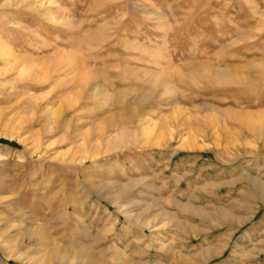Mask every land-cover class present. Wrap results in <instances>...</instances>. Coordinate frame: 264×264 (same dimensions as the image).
Here are the masks:
<instances>
[{"label": "rangeland", "instance_id": "374dc122", "mask_svg": "<svg viewBox=\"0 0 264 264\" xmlns=\"http://www.w3.org/2000/svg\"><path fill=\"white\" fill-rule=\"evenodd\" d=\"M53 247L264 264V0H0V264Z\"/></svg>", "mask_w": 264, "mask_h": 264}, {"label": "bare ground", "instance_id": "6f19581e", "mask_svg": "<svg viewBox=\"0 0 264 264\" xmlns=\"http://www.w3.org/2000/svg\"><path fill=\"white\" fill-rule=\"evenodd\" d=\"M59 255H63L62 258H65V259L67 258V264H74L75 261L80 262V263H84V261L89 260V258L91 257V254L87 251L72 252L68 249H67V251H65L63 249H60L59 247H53L47 255V261H52L55 258H57V256H59Z\"/></svg>", "mask_w": 264, "mask_h": 264}, {"label": "crops", "instance_id": "0c3cea01", "mask_svg": "<svg viewBox=\"0 0 264 264\" xmlns=\"http://www.w3.org/2000/svg\"><path fill=\"white\" fill-rule=\"evenodd\" d=\"M181 204H182V205H185V204L188 205V204H190V202H187V203H185V202H181Z\"/></svg>", "mask_w": 264, "mask_h": 264}]
</instances>
